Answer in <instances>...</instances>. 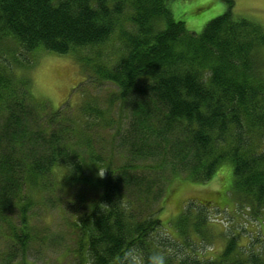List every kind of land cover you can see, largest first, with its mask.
Here are the masks:
<instances>
[{
  "label": "trees",
  "instance_id": "trees-1",
  "mask_svg": "<svg viewBox=\"0 0 264 264\" xmlns=\"http://www.w3.org/2000/svg\"><path fill=\"white\" fill-rule=\"evenodd\" d=\"M170 1L0 0V232L22 250L0 253L3 264H35L26 251L39 195L62 200L76 264H264V241L240 243L247 231L227 233L216 256L197 251L191 235L208 236L203 203L176 219L182 242L162 220L160 183L182 174L205 183L226 161L240 211L264 219V26L227 0L197 33ZM116 32L109 63L101 48ZM36 49L74 52L93 81L118 91L104 105L90 97L79 112L48 111L31 101ZM174 247L180 258L165 252Z\"/></svg>",
  "mask_w": 264,
  "mask_h": 264
},
{
  "label": "rangeland",
  "instance_id": "rangeland-1",
  "mask_svg": "<svg viewBox=\"0 0 264 264\" xmlns=\"http://www.w3.org/2000/svg\"><path fill=\"white\" fill-rule=\"evenodd\" d=\"M228 5L227 0L170 1L174 17L183 20L189 30L197 33L203 30L208 21L224 13ZM233 12L235 15L254 19L264 26V0H234ZM120 47L121 41L116 32L112 40L101 48L108 56L106 59L109 63L115 62ZM83 52L87 55L86 50ZM29 55L32 60V67L28 72L31 78V92L40 97L37 100L33 95L31 101L46 102L48 111L65 108L68 107L67 104H70L79 112L80 104L89 100L90 97H96L104 105L110 94L118 91V87L110 81L99 84L93 81L94 77L77 60L74 52L58 54L45 49H36ZM124 113V125L129 126L130 112L125 111ZM149 162L157 164V160L151 159ZM164 171L169 176V169L165 168ZM146 173L158 180L156 172L148 170ZM185 176L182 174L173 177L163 186L160 183L162 188L165 186L167 188L169 185L168 189H165V197L161 195L165 199L161 217L172 237H180V242H182V237L174 223L188 202L192 201L198 204L203 203L208 207L206 211L208 225L205 226L207 239L202 241L201 236L194 233L191 235L197 251L207 256H216L226 243L227 233L232 230L244 233L247 231L250 237H247L248 235L240 237L241 244H247L251 239L258 242L256 247L261 246L264 241V219L249 221L247 216L240 211L232 193L227 190L233 176L231 162L226 161L218 173L205 183L191 181ZM37 199L40 203V206L35 209L37 237L26 251L27 258L35 264H76L72 242L74 234L65 222L62 200H56L59 198L54 197V199L44 201L40 195ZM5 232V230L0 232V253L6 256V253L15 249L18 259H21L22 250L18 245L13 244L14 242L12 243L10 237L4 236ZM162 235L167 234L162 233ZM181 250L184 251V248L182 247ZM187 250L192 252L191 248ZM165 252L180 258V247L166 248ZM2 258L0 264L4 263Z\"/></svg>",
  "mask_w": 264,
  "mask_h": 264
},
{
  "label": "clouds",
  "instance_id": "clouds-1",
  "mask_svg": "<svg viewBox=\"0 0 264 264\" xmlns=\"http://www.w3.org/2000/svg\"><path fill=\"white\" fill-rule=\"evenodd\" d=\"M34 97L38 100L40 97L36 93H33Z\"/></svg>",
  "mask_w": 264,
  "mask_h": 264
}]
</instances>
